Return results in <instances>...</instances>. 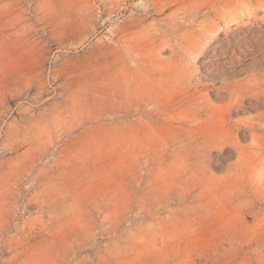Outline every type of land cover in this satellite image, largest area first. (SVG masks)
Wrapping results in <instances>:
<instances>
[{
	"label": "rangeland",
	"instance_id": "rangeland-1",
	"mask_svg": "<svg viewBox=\"0 0 264 264\" xmlns=\"http://www.w3.org/2000/svg\"><path fill=\"white\" fill-rule=\"evenodd\" d=\"M0 264H264V0H0Z\"/></svg>",
	"mask_w": 264,
	"mask_h": 264
},
{
	"label": "bare ground",
	"instance_id": "bare-ground-1",
	"mask_svg": "<svg viewBox=\"0 0 264 264\" xmlns=\"http://www.w3.org/2000/svg\"><path fill=\"white\" fill-rule=\"evenodd\" d=\"M211 44V43H210Z\"/></svg>",
	"mask_w": 264,
	"mask_h": 264
}]
</instances>
